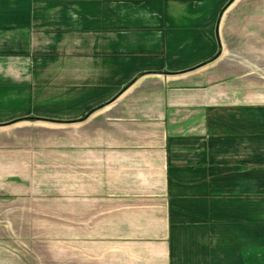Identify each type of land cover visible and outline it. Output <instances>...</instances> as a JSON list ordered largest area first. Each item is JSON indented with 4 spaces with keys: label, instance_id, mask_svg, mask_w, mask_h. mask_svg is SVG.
<instances>
[{
    "label": "crops",
    "instance_id": "crops-1",
    "mask_svg": "<svg viewBox=\"0 0 264 264\" xmlns=\"http://www.w3.org/2000/svg\"><path fill=\"white\" fill-rule=\"evenodd\" d=\"M64 202L69 264H264V0H0V264Z\"/></svg>",
    "mask_w": 264,
    "mask_h": 264
},
{
    "label": "rangeland",
    "instance_id": "rangeland-1",
    "mask_svg": "<svg viewBox=\"0 0 264 264\" xmlns=\"http://www.w3.org/2000/svg\"><path fill=\"white\" fill-rule=\"evenodd\" d=\"M13 199H15L14 196ZM44 199H46V205H52L51 199ZM36 201L26 200L24 204L35 206ZM40 201L44 205V200L40 199ZM17 205L15 203L12 206ZM54 205H59L60 208L32 209L31 206L22 211L12 208L11 213L13 216L23 217V226L11 227L13 237H19L20 234L21 239H23V264H69L68 261L74 259L71 256L72 250L70 245L75 249L78 243L74 245L73 239L72 242L69 241L68 211L66 208H61L66 207V202ZM19 212H22V214L14 215ZM25 219H27V224L24 223ZM107 246L108 250L102 251L104 254L110 252L111 247L110 245Z\"/></svg>",
    "mask_w": 264,
    "mask_h": 264
}]
</instances>
